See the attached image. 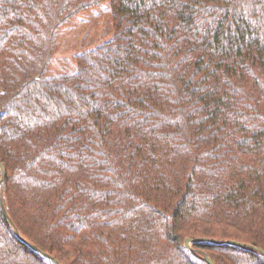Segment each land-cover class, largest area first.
Listing matches in <instances>:
<instances>
[{
  "label": "trees",
  "instance_id": "1",
  "mask_svg": "<svg viewBox=\"0 0 264 264\" xmlns=\"http://www.w3.org/2000/svg\"><path fill=\"white\" fill-rule=\"evenodd\" d=\"M105 2L111 40L53 74ZM0 160L61 264H264V0H0ZM0 264H56L1 207Z\"/></svg>",
  "mask_w": 264,
  "mask_h": 264
},
{
  "label": "rangeland",
  "instance_id": "2",
  "mask_svg": "<svg viewBox=\"0 0 264 264\" xmlns=\"http://www.w3.org/2000/svg\"><path fill=\"white\" fill-rule=\"evenodd\" d=\"M113 34L109 5L107 2L83 14L61 38L53 74L71 71L74 57L88 48L111 40Z\"/></svg>",
  "mask_w": 264,
  "mask_h": 264
},
{
  "label": "water",
  "instance_id": "3",
  "mask_svg": "<svg viewBox=\"0 0 264 264\" xmlns=\"http://www.w3.org/2000/svg\"><path fill=\"white\" fill-rule=\"evenodd\" d=\"M0 169L2 171V176H1V180H0V207H1V210L4 214V216L6 217V219L9 221L11 227L13 228L15 234L19 237V239L21 241H23L25 244H27L29 247H31L33 250H35L36 252L40 253L41 255L45 256L46 258L48 259H51L54 263L56 264H61L60 262H58L56 259H54L50 254L40 250L36 245H34L33 243L29 242L28 240H26L19 232L17 226L15 225V223L13 222V220L11 219L7 209H6V206H5V203L3 201V198H2V193H1V188H2V185L3 183L5 182V179H6V171H5V167L3 165V163L1 162L0 160ZM202 241H210V242H214L216 244H222V245H233V246H237V247H240L242 249H246V250H249V249H252V246L246 244V243H242V242H239V241H234V240H228V241H216V240H207V239H192V238H188L185 242V247L187 249H190V250H194L192 248V244L195 243V242H202ZM260 253L264 254V250L262 249H257ZM202 255V258L208 263V264H216L213 259L211 257H209L206 253L204 252H201L200 253Z\"/></svg>",
  "mask_w": 264,
  "mask_h": 264
}]
</instances>
